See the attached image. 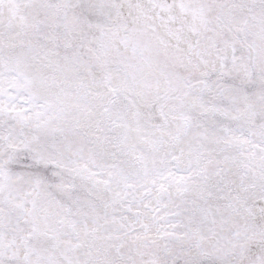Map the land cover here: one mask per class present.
Here are the masks:
<instances>
[{
	"label": "snow or ice",
	"instance_id": "6c2138e0",
	"mask_svg": "<svg viewBox=\"0 0 264 264\" xmlns=\"http://www.w3.org/2000/svg\"><path fill=\"white\" fill-rule=\"evenodd\" d=\"M0 264H264V0H0Z\"/></svg>",
	"mask_w": 264,
	"mask_h": 264
}]
</instances>
